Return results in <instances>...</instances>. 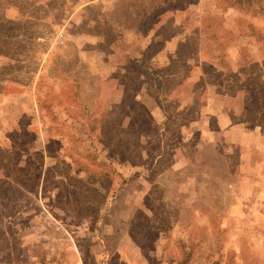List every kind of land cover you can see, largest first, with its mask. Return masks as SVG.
<instances>
[{
	"label": "rangeland",
	"instance_id": "obj_1",
	"mask_svg": "<svg viewBox=\"0 0 264 264\" xmlns=\"http://www.w3.org/2000/svg\"><path fill=\"white\" fill-rule=\"evenodd\" d=\"M0 264H264V0H0Z\"/></svg>",
	"mask_w": 264,
	"mask_h": 264
}]
</instances>
